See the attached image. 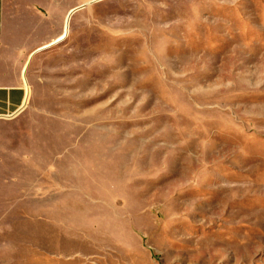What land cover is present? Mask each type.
I'll return each mask as SVG.
<instances>
[{
	"label": "rangeland",
	"instance_id": "1",
	"mask_svg": "<svg viewBox=\"0 0 264 264\" xmlns=\"http://www.w3.org/2000/svg\"><path fill=\"white\" fill-rule=\"evenodd\" d=\"M81 14L0 127V264H264V0Z\"/></svg>",
	"mask_w": 264,
	"mask_h": 264
},
{
	"label": "crops",
	"instance_id": "2",
	"mask_svg": "<svg viewBox=\"0 0 264 264\" xmlns=\"http://www.w3.org/2000/svg\"><path fill=\"white\" fill-rule=\"evenodd\" d=\"M88 3L0 0V127L24 111L33 65L45 51L39 50L60 36H74L76 19Z\"/></svg>",
	"mask_w": 264,
	"mask_h": 264
},
{
	"label": "bare ground",
	"instance_id": "3",
	"mask_svg": "<svg viewBox=\"0 0 264 264\" xmlns=\"http://www.w3.org/2000/svg\"><path fill=\"white\" fill-rule=\"evenodd\" d=\"M65 38V36H61L60 38H58L57 40H55L54 42L48 44V45H45L44 47H42L39 51H43V50H46V49H49V48H52L53 46H55L56 44L60 43L61 41H63ZM28 94H27V98L21 108V110H25L28 106V104L30 103V97H31V92L30 90L28 89Z\"/></svg>",
	"mask_w": 264,
	"mask_h": 264
}]
</instances>
